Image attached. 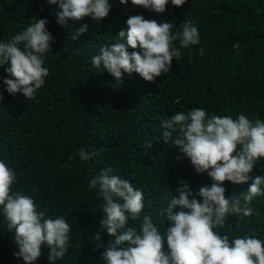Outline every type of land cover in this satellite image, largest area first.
<instances>
[{
	"label": "trees",
	"instance_id": "1",
	"mask_svg": "<svg viewBox=\"0 0 264 264\" xmlns=\"http://www.w3.org/2000/svg\"><path fill=\"white\" fill-rule=\"evenodd\" d=\"M109 2L112 8L103 20L87 17L61 25L59 6L48 0H0V42L25 30L35 16L49 21L46 27L55 39L45 56L49 74L34 99L10 95L3 83L9 78L7 66L0 67V160L15 171L13 193L31 197L46 218L69 223L68 251L55 264H104L101 254L116 237L100 230L103 201L98 188H89L103 169L112 168L111 174L143 193L140 219L129 220L125 229L139 231L143 216L148 215L162 235L169 226L166 209L172 195L178 196L180 182H186L193 193L210 186L207 172L198 174L190 159L164 142L162 124L175 113L202 108L209 118L238 119L244 114L264 121V0H186L182 7L169 0L164 13L134 6L131 0L127 5ZM138 14L173 23L177 30L190 22L198 28L199 43L182 48L174 42L181 56L173 58L171 70L155 83L137 73H124L118 83L95 67L92 57L117 42L116 34L127 30V19ZM83 23L88 31L73 39ZM81 149L95 155L81 161ZM257 176L264 177V158L248 182H224L226 197L243 194ZM261 193L251 204L258 215L254 211L243 219L229 216L225 228L215 231L230 239L250 233L264 241V184ZM98 231L104 247H97ZM16 251L13 233L0 211V264H25L14 255ZM34 264H50L46 246Z\"/></svg>",
	"mask_w": 264,
	"mask_h": 264
},
{
	"label": "clouds",
	"instance_id": "2",
	"mask_svg": "<svg viewBox=\"0 0 264 264\" xmlns=\"http://www.w3.org/2000/svg\"><path fill=\"white\" fill-rule=\"evenodd\" d=\"M128 2L120 0L123 5ZM170 2L182 7L186 0ZM48 3L59 6L57 22L61 25L69 20L83 22L87 17L103 20L112 8L109 0H48ZM131 3L164 13L169 0H131ZM48 23L46 18L35 16L25 30L7 42H0V67L7 66L9 76L3 83L10 95L22 94L31 100L45 84L49 74L44 67L45 56L55 42L46 27ZM126 23L127 30L116 34L117 42L102 47L92 57L93 65L106 70L118 83H122L124 73H137L145 81L155 83L162 73L171 70L173 58L178 60L181 56L174 42L179 41L182 48H187L198 44L200 39L198 28L190 22L182 23L177 30L173 23H159L138 14L130 16ZM88 27L83 23L73 39L86 33ZM129 48L140 51L130 53ZM162 127L164 142H171L183 157L190 159L198 174L207 172L212 183L193 193L186 182H180L176 189L178 196L172 195L166 209L169 226L162 235L148 215L143 216L139 231L135 227L125 229L129 220L140 219L143 193L128 180L111 174L112 168L103 169L91 180L89 188H98L103 201L100 230L116 237L101 254L104 264H264V241L250 233L230 239L228 234L215 231L225 228L229 216L243 219L254 211L259 214L251 204L262 194L264 177H255L247 191L231 198L226 197L223 185L226 181L248 182L255 165L264 158V121L260 118L253 121L244 114L238 119L218 115L209 118L204 109L194 108L187 114L175 113ZM78 155L81 161H87L95 153L81 149ZM15 181V171L0 160V211L18 248L14 255L25 264H34L46 246L48 260L55 264L68 251L69 223L64 218H46L31 197L13 193ZM94 239L99 242L97 247H104L99 231Z\"/></svg>",
	"mask_w": 264,
	"mask_h": 264
}]
</instances>
